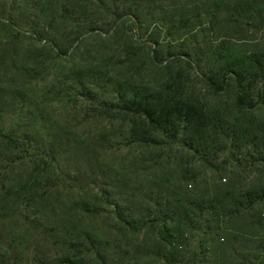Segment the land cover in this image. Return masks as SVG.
<instances>
[{"label":"rangeland","instance_id":"1","mask_svg":"<svg viewBox=\"0 0 264 264\" xmlns=\"http://www.w3.org/2000/svg\"><path fill=\"white\" fill-rule=\"evenodd\" d=\"M213 3L219 6L214 8ZM159 4L165 12H169L171 6L189 5L184 9L187 17L203 15L202 22L185 40L181 35L172 41L168 28L160 29L157 31L159 47L147 40L151 29L143 31L142 39L132 40L127 38L129 33L121 31H114L109 39L103 32L100 37H96V32L85 34L82 46L78 51L71 50L67 59L57 57L42 48V44L30 40L16 47L15 52L20 54L16 60L28 55L39 57L43 63L32 66L37 70V78L25 87L40 104L41 115L35 124L38 135L34 140L40 143L49 140L44 124L53 128L60 123L64 136L54 142L63 153L57 155L56 162L46 170L39 157L28 153L35 150L36 143L27 147L26 153L25 148L8 150L0 140V264H51L55 258L64 255L83 257L90 264H165L149 251L153 237L125 229L114 214L113 202L105 203L116 191L111 177L116 170L126 172L132 186L147 174H155L160 169L159 164L173 169L176 166L189 168L197 183L212 182L221 175L230 179L233 173L240 172L248 184H258V180L264 182V161L246 167L247 160L264 158V146L260 142L242 144L241 150L230 144L227 147L218 145L214 153L216 166H222L224 159L233 157L241 167L229 162L226 169L217 172L178 143L151 147L131 143L126 138L123 120L104 115L98 100H86L82 87L65 77L71 68L90 64L102 55L105 62H110L106 71L116 74L117 80L129 83L137 92L148 87L171 96L181 95L232 120L243 110L239 106L236 87L231 79L217 77V73L211 71L215 61L221 58L218 50L223 48L222 57L239 58L257 67L263 65L260 77L245 83V92L257 105L251 113L264 120V92L261 95L264 84V0L261 3L259 0H160ZM250 7L254 18L248 12ZM212 8L219 9L222 24H211L204 18L205 12ZM239 9L241 16L237 14ZM221 19L228 21L223 24ZM151 53L153 60L149 57ZM0 71L3 86L14 89L24 83L21 78L14 79L4 67H0ZM98 93L107 102L113 101L107 89ZM20 107L17 101L13 105L5 102L0 114V129L21 128L31 123L26 119L19 123L11 117V113ZM72 133L83 140L82 145L79 144L80 152L74 145L66 144L69 139L73 140ZM86 145L93 150L90 165L80 159ZM244 167L245 171L242 170ZM36 177L38 179H34ZM191 184L194 187L195 183ZM82 202H86L90 212L82 210L81 206H85ZM65 226L76 228V234L65 236ZM197 239L190 238L193 249ZM200 258L202 263L198 264H215L213 261L205 263L213 258L204 261ZM224 259L225 264H241L232 252Z\"/></svg>","mask_w":264,"mask_h":264},{"label":"trees","instance_id":"2","mask_svg":"<svg viewBox=\"0 0 264 264\" xmlns=\"http://www.w3.org/2000/svg\"><path fill=\"white\" fill-rule=\"evenodd\" d=\"M159 1L0 0V67L10 71L14 79L24 81L14 89L0 82V114L5 102L13 105L17 101L21 107L14 110L11 117L19 123L25 119L31 122L21 128L0 129V140L7 149L25 148L27 153V147L36 143L35 150L28 153L39 157L46 170L56 162V156L63 153L54 142L64 136L60 123L53 128L44 124L49 140L42 143L34 140L38 135L35 124L41 115L40 104L25 87L37 78V70L32 66L38 67L43 63L37 56L25 55V58L16 60L20 55L15 52L19 44L30 40L37 45L42 44V48L57 57L67 59L71 50H79L85 41L84 35L88 33L96 32V37H100L103 32L109 39L114 31H121L129 33L127 38L132 40L142 39L143 31L151 29L146 32L147 40L154 47H159L161 42L157 31L160 29L167 27L172 41L181 35L185 40L202 22L203 15L187 17L184 9L189 5L171 6V10L165 12ZM212 6L219 5L213 3ZM214 8L206 11L204 18L211 24H220V11ZM252 10L250 7L248 12L254 18ZM159 13L163 14L159 16ZM237 14L241 16L242 11L239 9ZM221 20L223 24L228 21ZM222 50H218L221 58L215 61L213 68L217 69L211 71L217 73V77L231 79L236 87L239 106L243 110L232 120L181 95L171 96L148 87L137 92L129 83L117 80L116 74L106 71L110 62H105L102 55L90 64L71 68L65 77L82 87L86 100H98L104 115L111 119L121 118L125 123L126 138L131 143L148 147L178 143L201 162L221 172L229 162L240 167L241 164L229 157L223 160L224 167L216 166L214 153L218 145L227 147L230 144L237 150L247 143L256 145L260 142L264 146V120L251 113L250 110L257 105L254 98L245 92V83L257 80L263 65L257 67L239 58L227 59L222 57ZM149 57L150 60L154 58L152 53ZM213 85L216 86V82ZM102 89L108 90L113 101L107 102L99 97L98 91ZM263 92L264 84L261 95ZM72 135L73 140L69 139L66 144L74 145L80 152L79 144L82 145L83 140L76 133ZM86 147L88 149L89 145ZM87 149L81 152L80 159L90 165L93 150ZM261 160L264 161L262 156L247 160L246 167L251 168ZM159 166L155 174H147L135 186L131 185L129 175L123 170L110 174L116 191L105 203L113 202L114 214L125 229L135 234L151 235L154 242L149 251L165 264H198L202 263L200 257L203 261L213 258L205 263L225 264L228 252L236 254L241 264H264V182L258 180V184H248L240 172L233 173L230 179L221 175L212 182L204 180L197 183L189 168L176 166V170L163 164ZM191 182L195 183L194 187ZM82 203L85 205L81 206L82 210L90 212L86 202ZM65 229V236L77 231L68 226ZM191 237L198 238L194 249L189 244ZM51 264L90 263L83 257L64 255L55 258Z\"/></svg>","mask_w":264,"mask_h":264}]
</instances>
